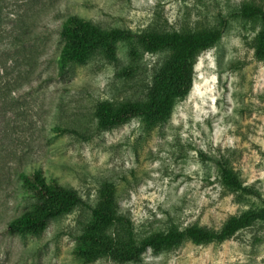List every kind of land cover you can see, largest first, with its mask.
Segmentation results:
<instances>
[{
	"label": "rangeland",
	"instance_id": "374dc122",
	"mask_svg": "<svg viewBox=\"0 0 264 264\" xmlns=\"http://www.w3.org/2000/svg\"><path fill=\"white\" fill-rule=\"evenodd\" d=\"M247 1L264 8V0H0V264H264V224L219 243L146 250L130 263L86 262L75 252L104 184L114 186L138 240L171 225L216 230L258 203L235 201L219 181L218 158L264 198V60L254 53L258 24L235 14ZM71 14L135 34L226 23L197 55L192 87L166 120L101 130L95 103L142 99L159 56L143 53L127 74L137 45L117 40L116 62L96 52L61 70L60 25ZM36 167L80 201L39 235H22L8 226L23 210L16 176Z\"/></svg>",
	"mask_w": 264,
	"mask_h": 264
},
{
	"label": "trees",
	"instance_id": "16d2710c",
	"mask_svg": "<svg viewBox=\"0 0 264 264\" xmlns=\"http://www.w3.org/2000/svg\"><path fill=\"white\" fill-rule=\"evenodd\" d=\"M235 14L258 24L254 53L258 60H264V8L247 1L237 7ZM225 23L223 18L221 24L212 27L149 30L135 34L125 28H105L71 14L60 25L62 46L56 62L64 70L68 65L85 63L96 52H100L106 61L116 62L117 40H134L137 45L130 52L133 66L123 70L127 74L135 69L143 53L158 55L142 99L98 100L93 109L97 129H111L132 118H142L153 125L166 120L175 100L188 94L197 55L219 41ZM214 162L221 185L233 194L235 201L244 203L254 198L258 203L230 215L216 230L197 224L182 229L171 225L138 240L131 219L119 211L114 186L104 184L98 205L92 208L89 220L77 236L75 252L86 262L107 256L118 263H130L138 261L146 250L152 253L169 251L186 240L195 244L219 243L241 230L264 224V198L252 185L245 184L224 160L218 158ZM16 179L18 204L23 210L9 220L8 226L19 234L39 235L48 220L70 212L80 201L76 190L63 185L56 176H46L39 167L18 172Z\"/></svg>",
	"mask_w": 264,
	"mask_h": 264
}]
</instances>
